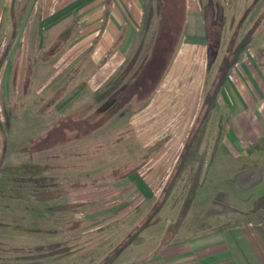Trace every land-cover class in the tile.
I'll list each match as a JSON object with an SVG mask.
<instances>
[{"label":"crops","instance_id":"obj_1","mask_svg":"<svg viewBox=\"0 0 264 264\" xmlns=\"http://www.w3.org/2000/svg\"><path fill=\"white\" fill-rule=\"evenodd\" d=\"M156 1L0 0V160L3 96L13 93V81L29 79L40 94L52 83L70 81L63 82L57 105L69 110L125 68L144 43ZM206 4L185 0L181 38L151 99L129 119L105 128L130 127V142L141 150L164 144L114 182L98 181L100 174L92 175L90 167L74 169L71 175H82L80 181L59 185L51 197L37 194L54 203L61 227L35 246L0 253V264H115L128 249L118 264H264V45L249 49L242 40L229 41L223 28L212 52ZM125 129L117 142L128 143ZM202 186L215 194L199 223L176 222L182 203L167 204L169 191ZM231 191L239 197L233 199ZM165 208L172 214H160ZM138 210L139 216L157 217H136L132 234H86ZM84 237L91 241L80 246ZM104 242H111L109 248L103 249ZM102 253L104 259L95 261Z\"/></svg>","mask_w":264,"mask_h":264},{"label":"rangeland","instance_id":"obj_2","mask_svg":"<svg viewBox=\"0 0 264 264\" xmlns=\"http://www.w3.org/2000/svg\"><path fill=\"white\" fill-rule=\"evenodd\" d=\"M205 2L213 43L212 52L223 33V28L226 29L225 38L229 41L242 40L249 49L259 44L264 45V0H205ZM164 4L165 0L154 2L149 15L151 20L149 23L146 22L148 29L145 31L144 43L131 55L117 78L104 84L94 94L83 97L69 110L62 112L61 105L57 106L61 98L63 82H65L63 86L72 85L70 81L67 84L66 80L60 81V85L52 83L45 94H40L35 88L30 87L29 79L16 78L13 81V93L3 96L4 144L3 157L0 160V253L9 256L19 251L18 249L35 246L50 234L57 233L61 225L56 224L54 220L55 212L52 208L54 203L41 200L37 194L40 195L42 192V195L51 197L59 192L58 188L61 186L65 188L73 182L80 181L82 175L77 179L75 177L77 175H71L72 170L90 167L94 169L92 175L100 174L97 176L98 181L102 182L105 179V182H114L125 173L128 175L145 164L151 154L164 144L162 142L158 146L149 145L141 150L130 142L134 134L130 127L121 126L128 129L126 144L117 142L119 137L125 136L124 131L121 130L123 128L111 127V131L105 129L118 120L129 119L145 107L157 87L151 92H144L139 88V91L133 95L130 89L152 56L154 45L164 25ZM1 34V41L5 40V44L1 46V52L6 57L8 35L5 30ZM176 34L179 41L181 33ZM204 111L205 107L198 116L197 125L193 127L191 138L199 128L198 124ZM208 163L207 166L214 165V162L209 165ZM224 165L231 166V162L224 159ZM195 168H201L198 162ZM63 170L68 171L63 172ZM86 177L82 182L89 180ZM167 184L165 189L168 188ZM196 188L181 192L169 191L170 196L166 198L167 204L176 203V201L182 203L176 222L185 220L196 225L203 215V206L206 205L207 208V205L211 204L210 200L215 192L208 188L203 190L204 186L201 190ZM166 193L167 190L162 191L161 197H165ZM231 193L233 199H235L234 196L239 197L237 192L231 191ZM190 203L191 207H189ZM170 210L165 208L160 214L163 212V215H171ZM139 211L131 212L122 220L108 223L86 234H96V236L124 234L125 231L127 234H132L131 228L135 224L134 220L139 216ZM155 215L146 213L139 218L149 216L147 219H151L150 217L154 218ZM154 231L159 233L161 229ZM90 241L85 237L81 238L79 245L85 246ZM110 244L111 242H104L103 249ZM129 253V249L124 250L115 259V264L121 263L129 256ZM104 257L103 253L96 254L95 261H100ZM1 264L19 263L6 259Z\"/></svg>","mask_w":264,"mask_h":264},{"label":"trees","instance_id":"obj_3","mask_svg":"<svg viewBox=\"0 0 264 264\" xmlns=\"http://www.w3.org/2000/svg\"><path fill=\"white\" fill-rule=\"evenodd\" d=\"M163 10L164 25L146 67L130 87L132 95L139 88L144 92L155 89L176 49V33H181L185 0H165Z\"/></svg>","mask_w":264,"mask_h":264}]
</instances>
